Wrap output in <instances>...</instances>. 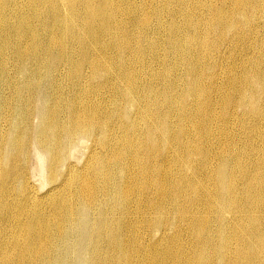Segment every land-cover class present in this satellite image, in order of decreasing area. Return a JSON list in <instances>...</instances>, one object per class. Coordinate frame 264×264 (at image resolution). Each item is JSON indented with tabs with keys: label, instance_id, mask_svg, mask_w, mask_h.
Returning a JSON list of instances; mask_svg holds the SVG:
<instances>
[{
	"label": "bare ground",
	"instance_id": "6f19581e",
	"mask_svg": "<svg viewBox=\"0 0 264 264\" xmlns=\"http://www.w3.org/2000/svg\"><path fill=\"white\" fill-rule=\"evenodd\" d=\"M0 264H264V0H0Z\"/></svg>",
	"mask_w": 264,
	"mask_h": 264
},
{
	"label": "rangeland",
	"instance_id": "374dc122",
	"mask_svg": "<svg viewBox=\"0 0 264 264\" xmlns=\"http://www.w3.org/2000/svg\"><path fill=\"white\" fill-rule=\"evenodd\" d=\"M90 145H91V141H88L84 143L82 146L78 147V150L72 159L75 160V158L78 155V157L76 158L77 162L79 163L82 162L84 157L86 156L87 149L90 147ZM29 167L31 169V174L29 176L28 181L30 182L31 187L33 189H38V191L42 193L47 192L46 190L48 189V185H45L46 179L42 176L39 157L36 154L30 157Z\"/></svg>",
	"mask_w": 264,
	"mask_h": 264
}]
</instances>
